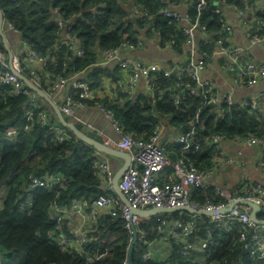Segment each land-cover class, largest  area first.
Listing matches in <instances>:
<instances>
[{
  "label": "trees",
  "instance_id": "1",
  "mask_svg": "<svg viewBox=\"0 0 264 264\" xmlns=\"http://www.w3.org/2000/svg\"><path fill=\"white\" fill-rule=\"evenodd\" d=\"M139 1L152 13H156L162 6V0ZM171 1L174 4L181 2ZM257 1L248 0V4L254 5ZM207 2L208 8L202 12L200 22L210 34V43L200 40L198 51L201 55L211 56L218 47L217 38L226 36V32L222 17L215 13L214 4L217 0ZM230 2L245 8L242 1ZM0 9L5 23L17 29L22 38L45 60V64L35 68L30 63L23 64V75L33 81L34 69L38 75L36 81L45 91L51 90L50 81L57 78L68 81L79 78L76 80L87 82L97 97L81 98V89L72 86L67 96L74 101L83 102L89 108L106 106L113 112L124 131L136 139L149 141L158 124H165L185 135L194 129L195 140L202 144L200 148L193 145L183 152L181 146L167 145L166 140L163 142L167 145L168 158L172 161L177 157H184L197 168L213 169L220 156L209 143L214 135L224 137L229 143L250 135L259 137L264 142V128L257 129L249 109L237 102L231 106L225 103L221 106H203L200 95L184 92L181 94L184 99L175 104L170 96L171 88L177 81L175 76L157 73L153 97L141 94L133 99L120 92L115 99L100 98L97 91L104 76L108 72L113 77L120 75L117 67L109 71L97 65L101 52L125 43L136 44L139 38L134 23L121 19L125 17V13L118 0H0ZM55 15L67 25H59L54 19ZM116 19L117 23L114 22ZM256 19L258 29L254 33L264 36V11H259ZM138 24L141 26L140 22ZM178 28L179 22L172 19L156 20L155 29L160 34L162 46L174 38ZM63 33L72 35L73 41L68 40ZM186 39L184 33L179 35L176 46L179 54ZM71 43L84 50L83 56L72 53L68 46ZM0 51L6 52L1 39ZM208 59L207 56L206 60ZM186 63L188 62L182 64ZM36 101L46 108L37 95ZM30 102L29 95L10 97L6 87L0 83V179H9L14 185L0 209V264H126L130 241L128 242L125 222L120 216L105 215L98 219V225L92 232L93 241L86 246L91 263L85 257L63 253L51 239L50 233L55 228V221L50 218L49 212L52 202L56 201L61 207H71L75 200L90 197L98 199L113 193L103 188L94 175L95 150L74 138L66 128L74 139L58 144L54 134L45 130L36 118L30 120L24 115ZM56 123L60 125L57 120ZM76 124L82 128L79 123ZM7 132L12 133V138H6ZM38 159L40 166L36 168L32 164ZM29 175L39 178L59 176L64 188L60 190L57 185L50 192L49 188L37 187L31 193L24 194V180ZM56 192L59 193L58 198ZM26 199H30L32 205L30 210L25 208L22 213L21 209L26 207ZM223 201L217 195L216 188L197 189L191 197V202L199 206L208 202L216 205ZM165 217L188 220V216L181 212L165 214ZM260 219H264V214L260 215ZM153 221L154 224L147 227L151 237H155L158 225L155 218ZM213 231L216 236V248L212 254L215 264H264V258H255L244 253L236 231ZM107 232L120 233L124 242L115 247L113 254L103 261L100 252ZM138 244L139 240L135 245L131 264H166L145 260L142 257L144 249Z\"/></svg>",
  "mask_w": 264,
  "mask_h": 264
},
{
  "label": "built area",
  "instance_id": "2",
  "mask_svg": "<svg viewBox=\"0 0 264 264\" xmlns=\"http://www.w3.org/2000/svg\"><path fill=\"white\" fill-rule=\"evenodd\" d=\"M125 1L131 5L134 19L138 23L140 22V28L147 37L160 38V34L155 29L156 20L172 19L179 22V28L175 31L174 38L166 41L163 46L160 39L159 42L162 47L176 51L179 35L184 33L187 36L184 46L189 47V55L183 61H187L186 64L175 62L166 67L156 64H144L140 60L128 57L141 48L143 41L140 35L136 44L125 43L117 48L103 50L97 65L103 67L114 64V67L120 70L118 77H112L117 93L121 92L137 99L138 97H134L132 92L139 81L143 80L145 84L143 95L153 97L155 75L158 73L177 78L170 93L175 104L184 99L181 95L184 92L200 95L203 99V106L211 104L221 106L222 103L231 106L235 102L232 92L229 91L221 98L217 88L212 83L202 79V73L208 62L206 57L211 56L203 55L202 59H195V54L199 50V43L196 41L197 32L201 34L204 43H210V34L206 26L200 22L202 12L208 8L207 0H181L182 5L184 2H188L191 6L189 13L186 15L187 25L182 24V15L177 10L181 2L174 4L171 0H162V6L156 13H152L146 10L139 0H118V3H125ZM230 1H242L245 3V8L242 9ZM223 4L233 5L241 16L243 27L253 44L264 41V36L254 33L249 16L248 0H217L214 4L215 13L222 17L223 29L226 32V36L217 38V53L225 59L226 70L236 74L238 81L241 83L256 84L264 81V64L248 60L243 54L244 52L231 43V27L227 24L222 11L221 6ZM259 11H264V6L259 8ZM54 19L59 25H67L63 23L58 15H55ZM114 22L117 23L118 19ZM5 28V32L16 33L20 40L12 66L9 63L7 52L0 51V83L6 87L10 97L25 95L31 97V102L24 115L30 120L36 118L45 130L54 134L55 141L58 144L74 139L75 137L73 138L64 127L56 123L57 119L46 111L47 108L38 104L36 94L15 74V71L23 74V64L30 63L32 68H35L45 64V60L38 55L36 50L22 38L18 30L11 24L5 23ZM64 36L73 41L72 35L64 34ZM68 46L74 55L83 56L84 50L80 46L75 43ZM32 74L35 78L33 81L39 84L36 81L38 75L34 69H32ZM50 82L52 83L51 90L48 92L50 95L55 90L71 82L72 87L81 89V98L93 99L97 97L90 90L87 82L76 79L68 81L65 78H57L55 81ZM263 99L264 91L258 96L243 99L239 104L247 107L250 111L249 114L253 116L260 109L261 100ZM85 108L87 107L83 102L74 101L69 96L61 105L65 116L80 125L82 122L79 111ZM95 109L109 119L112 127L118 133V140L108 139L105 143L132 154V164L119 181L120 188L132 207L145 209L148 207L185 205L197 209H213L215 214L207 216L180 211L188 216L186 221L174 219L173 217L167 218L165 214L148 218L131 217L130 208L124 205L113 192V194L98 199L90 197L75 200L71 207H61L54 201L49 205L50 218L55 221V228L50 235L53 242L63 253L85 257L91 263L92 260L86 253V246L93 241L92 232L98 225V219L101 216L112 215L120 216L124 220L130 242L133 238V232H136L135 245L139 240L138 245L144 249L142 257L145 260L166 264H215L212 259V254L216 248V236L213 229L224 230L225 232L236 231L238 242L241 243L244 253L255 258H264V224H255L251 221L252 209L241 204L243 200L255 202L260 206L261 214H264V184L244 179L234 191H231L226 187L210 183V179L219 166L218 161L214 163L213 169H200L184 157H177L175 161L169 159L167 145L181 146L183 152L188 151L193 145L196 148L201 147V142L195 140L194 129L185 135L165 124H158L149 141H144L126 133L116 120L113 112L108 110L106 106L98 105ZM88 127L84 126L83 128L82 126V129L87 131ZM5 136L6 138H12V133L7 132ZM224 139L220 135H214L209 143L215 147L220 156L226 157V152L222 146ZM165 140L167 145L163 144ZM236 143L240 145L264 144L261 138L252 135L237 139ZM94 156V175L101 182L103 188L110 190L114 170L105 155L95 151ZM227 162H231V159H228ZM57 185L60 190L64 188L62 179L59 176L39 178L29 175L24 180L23 192L29 194L37 187L49 188L50 192H53L52 187ZM13 186L11 180L0 179L1 207ZM208 188H216L217 195L223 198L224 201L216 205L208 202L204 206L191 202L194 191ZM58 197L59 193L56 192V198ZM232 202H235V205L231 211L227 214H221L220 210L226 208ZM24 203L26 207L24 206L21 209L22 213L25 208L30 210L32 201L26 199ZM153 218L158 222L155 237H151V232L147 229L148 226L154 224ZM136 250H138V246H136Z\"/></svg>",
  "mask_w": 264,
  "mask_h": 264
},
{
  "label": "crops",
  "instance_id": "3",
  "mask_svg": "<svg viewBox=\"0 0 264 264\" xmlns=\"http://www.w3.org/2000/svg\"><path fill=\"white\" fill-rule=\"evenodd\" d=\"M119 5L125 13V17L121 19L134 23L135 30L139 33L143 41L141 48L128 57L140 60L144 64H156L161 67H166L175 62H183L188 58L189 47L184 46L180 54L177 50L174 51L162 47L157 37H147L145 32H142L138 22L134 19L135 17L132 14V7L129 3H126L125 1V3H119ZM263 6L264 0H258L257 4L249 5L251 24L256 31L258 29L256 26V16L258 9ZM190 8L191 6L188 2H184L182 5V1L177 7V10L182 15L183 25L188 24L186 15L189 13ZM221 8L227 24L231 27V43L240 48L248 60L264 64V41L256 44L251 42L243 27L242 18L234 9L233 5L223 4ZM6 33L10 46L17 50L20 37L14 32ZM200 40H202V36L197 32V43H199ZM217 52L218 49L216 48L211 57L207 60V67L202 73V79L208 83H212L219 91L221 98L230 91L232 92L234 101L239 103L245 98L258 96L264 91V81L256 84L241 83L238 81L236 74L226 70L225 59ZM202 57L203 55L197 51L195 59H202ZM103 68L107 70L109 69L110 71L114 68V64H108L103 66ZM112 77L113 74L111 72H108L104 76L102 84L97 91L100 98L115 99L117 97V91L114 88ZM70 87L71 82H68L62 88L51 93L53 99L60 106L64 103ZM144 92L145 84L143 80H140L132 94L137 98L141 94H144ZM79 116L82 122L81 126H83V128L84 126H89L87 129L88 132L97 133L105 141L108 139L118 140V133L112 127L109 119L102 115L97 109L87 107L79 111ZM253 121L257 129L264 128V99L261 100L260 109L253 115ZM222 146L227 156H219L217 158L219 166L210 179L211 184L226 187L231 191H234L244 179L264 184V144L240 145L236 142L229 143L224 141L222 142ZM228 159H231V162H227ZM108 160L113 170L123 164V160L119 158H108Z\"/></svg>",
  "mask_w": 264,
  "mask_h": 264
},
{
  "label": "water",
  "instance_id": "4",
  "mask_svg": "<svg viewBox=\"0 0 264 264\" xmlns=\"http://www.w3.org/2000/svg\"><path fill=\"white\" fill-rule=\"evenodd\" d=\"M5 21L3 17V13L0 9V37L4 48L8 55V60L10 65L12 66V61L17 54V51L13 49L8 41L7 33L5 32ZM15 74L24 82V84L32 90L43 102V105L52 111L53 115L57 118V121L60 125L71 132V134L79 141L83 142V144L88 147L94 149L95 151L105 155L107 158H119L123 160V164L119 166L117 169H114V175L112 178V183L110 186V190L120 199V201L130 208L131 217L138 216L140 218H148L154 216H162L167 213H176V212H187L189 214H203L207 216H213L215 211L213 209L200 208L197 209L191 206L180 205L177 207H148L145 209L132 207L128 202L126 196L123 194L119 181L124 175V173L129 169L132 164V154L128 152H124L122 150H118L114 147H111L105 143V140L95 132H88L84 129L80 128L75 122L69 120L63 113L61 106L53 99V97L45 91L41 85L35 83L30 80L26 76L21 73L15 71ZM241 204L249 206L252 211L250 214V219L255 224H264V219H260L261 208L260 206L252 201L243 200ZM235 202L230 203L226 208L220 210L221 214H227L231 211ZM137 235L136 232H133V238L129 243L127 248V260L126 264H131V258L134 251V246L136 243Z\"/></svg>",
  "mask_w": 264,
  "mask_h": 264
},
{
  "label": "rangeland",
  "instance_id": "5",
  "mask_svg": "<svg viewBox=\"0 0 264 264\" xmlns=\"http://www.w3.org/2000/svg\"><path fill=\"white\" fill-rule=\"evenodd\" d=\"M32 166H35L36 168L40 166V160H35ZM1 207V206H0ZM124 242L123 236L120 233H111L107 232L105 239L102 241L101 245V259L104 261L106 260L109 256H111L114 252L115 247L118 245H122ZM129 242V240H128ZM130 243V242H129ZM128 243V244H129ZM99 252V251H98Z\"/></svg>",
  "mask_w": 264,
  "mask_h": 264
}]
</instances>
